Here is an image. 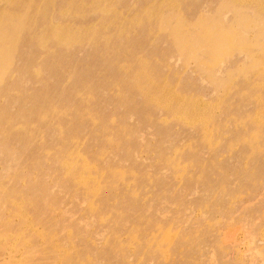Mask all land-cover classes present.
Instances as JSON below:
<instances>
[{"label":"rangeland","instance_id":"374dc122","mask_svg":"<svg viewBox=\"0 0 264 264\" xmlns=\"http://www.w3.org/2000/svg\"><path fill=\"white\" fill-rule=\"evenodd\" d=\"M0 264H264V0H0Z\"/></svg>","mask_w":264,"mask_h":264}]
</instances>
